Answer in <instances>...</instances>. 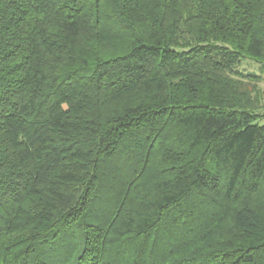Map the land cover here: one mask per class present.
Returning a JSON list of instances; mask_svg holds the SVG:
<instances>
[{
  "label": "trees",
  "instance_id": "16d2710c",
  "mask_svg": "<svg viewBox=\"0 0 264 264\" xmlns=\"http://www.w3.org/2000/svg\"><path fill=\"white\" fill-rule=\"evenodd\" d=\"M264 0H0V264H264Z\"/></svg>",
  "mask_w": 264,
  "mask_h": 264
},
{
  "label": "rangeland",
  "instance_id": "374dc122",
  "mask_svg": "<svg viewBox=\"0 0 264 264\" xmlns=\"http://www.w3.org/2000/svg\"><path fill=\"white\" fill-rule=\"evenodd\" d=\"M244 61V62H243ZM243 64L241 65V69L244 71H251V72H255L257 74H260L262 76V80L260 81V88L263 90L264 93V71H261V69L259 68L258 64H256L253 61H249L248 59H244L242 60ZM259 124H264V117L261 118L258 121Z\"/></svg>",
  "mask_w": 264,
  "mask_h": 264
}]
</instances>
